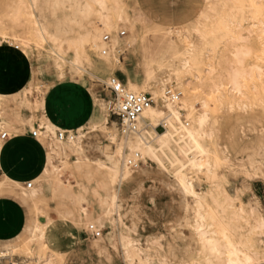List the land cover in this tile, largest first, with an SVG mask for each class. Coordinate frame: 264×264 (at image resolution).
<instances>
[{"label":"bare ground","instance_id":"6f19581e","mask_svg":"<svg viewBox=\"0 0 264 264\" xmlns=\"http://www.w3.org/2000/svg\"><path fill=\"white\" fill-rule=\"evenodd\" d=\"M103 2L104 8L97 6V0H9L7 4L5 16L12 28L8 32L6 46L0 39V48L17 49L27 59L30 73L23 87L14 92H0V134L5 132L16 137L33 136L36 132L33 137L44 146L46 163L42 173L32 179L34 187L32 182L18 183L5 175L0 178V193L18 195L32 213L27 240L0 246V257L22 255L21 264L60 263L62 253L49 245L46 236L50 222L63 218L53 204V188L61 184V171L69 164L77 165L89 160L82 156L80 129L84 130V123L81 122L93 125V129L99 126L106 129L109 123L104 116L106 111L109 113L105 102L102 100V106L92 98L86 90L83 76L94 75L91 69L98 72L113 70L121 64L126 89L148 93L153 105L142 113L137 133L127 137L121 135V143L116 146L118 151L110 152L111 159L107 155L109 152H105L109 162L98 161L109 177L112 193L107 208L87 224L99 231L108 230L104 237L94 241V248L99 254L101 250L106 254L111 249L115 250L123 264H150L152 261L148 249L120 233L119 227L124 225L119 183L128 180L133 170L125 165L124 154L134 152L150 157L176 179L186 201L185 208L193 213L194 222L187 224L206 252L205 264L209 261L226 264L229 258L243 261L245 256L258 260L259 244L255 251L249 252L244 247L249 240L238 233L240 227L237 222L245 217L227 215V208L216 199L213 204L205 202L204 197L194 190V179L199 173H205L211 182L218 180L216 170L226 161L223 150H220V129H225L232 136L239 114H250L254 105L264 111V14L251 7L253 0H213L200 20L177 28L153 23L138 7V2L134 15L125 12L120 0ZM255 2L259 3V0ZM66 10H70L69 14ZM58 14L61 15L50 24L48 17ZM94 15L96 18L87 27L82 26L84 19ZM212 17L216 18L215 23L208 25L206 21ZM245 23L255 28L254 33L260 42L255 62H252L254 59L244 60L254 53L252 48L242 45L231 49L229 44L244 40L239 29ZM122 26L130 32L124 38L117 35ZM103 33L110 34L111 38ZM91 49L94 50L93 55L90 54ZM128 49L140 50V55L133 57L129 68L118 58ZM37 50L50 54L59 76L62 77L64 63L69 62L73 73L81 77V87L78 88L87 95L89 111L80 113L76 121L72 118L66 120L67 117L56 119L49 113L50 98L55 90L51 95L31 96V91L40 86L39 70L35 64ZM70 54L71 57L66 58ZM230 54L235 59L234 65L227 62ZM224 111L233 115L227 126L222 122ZM184 116L186 123L181 121ZM159 122L165 128L162 132L154 129ZM112 125L108 136L116 142L115 131L121 134L118 120ZM74 126H77L75 133ZM57 131H67L69 137L77 139L59 140ZM7 139H0V151ZM73 154L76 157L71 159ZM112 232H115V242L111 241ZM33 242L39 246L37 253L31 247ZM106 243L111 245V249ZM120 253L126 254L121 256Z\"/></svg>","mask_w":264,"mask_h":264},{"label":"rangeland","instance_id":"374dc122","mask_svg":"<svg viewBox=\"0 0 264 264\" xmlns=\"http://www.w3.org/2000/svg\"><path fill=\"white\" fill-rule=\"evenodd\" d=\"M212 1L177 0L174 4L172 0H167V7L164 6V0H120V4L127 14L134 15L136 13V2H138V7L143 10L153 23L178 28L200 20L202 14L208 11L207 7H209ZM8 2L9 0H0V39L5 41L4 46L7 45L6 43L9 40L8 32L12 28L6 19L7 16H5ZM185 3L190 5L188 10H184ZM65 12L69 14L70 10H66ZM60 15L49 16L48 22L53 24L56 17ZM94 18H96V15L84 19L81 23L82 26L87 27L88 23ZM215 20L216 18L212 17L206 22L208 25H212L215 23ZM254 30V27L245 23L239 29V33L244 36V40L231 41L229 43L231 49L235 47L240 48L242 45L253 49L254 53L252 55H254V58L251 57L252 55H249L244 58L245 62H249L252 59H254L252 62H255V53L261 47ZM121 31H124L126 34L122 35ZM104 34L109 35L111 38L110 34ZM129 34V30L122 26L119 28L117 35L124 38ZM14 44L16 43L14 42ZM93 51L92 49L90 50L91 55H93ZM137 54L140 55V50L128 49L119 54L118 58L122 61L123 65L129 68L131 67L133 57ZM71 55H68L66 58H70ZM228 57L227 62H230V65H234V57L231 54ZM35 64L39 70L40 86L31 91V96L34 98L43 97L45 93L51 95L55 90V94L50 98L51 102L48 107L49 113L52 116L56 119L67 117L66 120L72 118L76 121L80 113L83 112L85 114L89 111L87 95L78 88L81 87L82 79L79 75L73 73L69 62H65L63 65L62 77L59 76L53 58L43 50L36 51ZM83 64L88 68L85 59H83ZM18 67L20 71L15 74L16 77L13 76V79H11L10 76H7L9 81L21 80L22 77L27 78L30 67L25 57H20ZM90 71L94 75L85 74L83 76L86 81V90L102 106L103 93L101 92V85L109 77L114 76L119 78L127 88L125 73L122 70L121 64L120 67L116 65L113 70L103 69L98 72L95 69H91ZM70 85H74L77 88ZM69 101L73 105L70 113L67 108ZM228 114L227 111H224L221 115L223 117L222 122L226 126L233 118V115ZM263 115L264 111L262 108L254 105L250 114H239L236 117V124L232 128V136L231 134L229 136L225 132V129H220V150H223L226 161L216 170L219 177L218 180L211 182L205 173H199L194 179V190L204 197L205 202L213 204L214 199H216L223 207L227 208V215L244 216L245 219L237 222L240 227L238 233L243 234L248 240L250 239L249 233H252L251 239L257 242L259 240V232H253V229L258 225L261 207L259 205H251V202L247 199V194L240 191L243 187V177L235 173L242 172L245 168H250L253 163L256 164V167H259L260 160L264 158ZM104 116L109 121L105 126L106 129L100 126L89 129V123L83 124L84 135L80 139L81 147L84 149L82 150V156L89 160L77 165L69 164L67 169L61 171L63 174L61 184L53 188L52 201L56 210L63 218L60 220L56 219L59 227L51 225L47 230L46 236L49 245L62 253L59 264H71L73 260L80 264L85 262L84 259L86 258L90 264H101V262L108 264L106 257L121 260L115 250L111 249L110 244L106 243L109 245L108 248L111 249L108 254L105 253L106 256H101L97 252L98 249L93 246L94 241L104 237L108 230L101 231V237L96 238L89 233V227L87 226L88 222L107 208L112 193L109 177L103 168L98 165V161L101 160L108 163L109 161L105 152L115 153L117 150L116 146H119V143H121V134H117V131H115L116 142L112 141L108 136V132L113 129L112 122H116V119L107 111ZM181 121L186 123L187 118L185 116L181 117ZM163 128L162 122H159L154 127L157 132L164 131L165 128ZM64 132L70 134L67 131ZM28 138H31L34 145H38L33 136L30 135L26 139ZM20 152L17 153V159L12 165L13 169L10 171L14 176L24 180V183L26 181L32 182V186L34 187L35 182L31 180L32 175L24 176L22 168L26 166L35 172L40 163L41 153L40 151H36L35 147L23 155ZM132 155H134V152L124 154L125 158ZM140 155L142 163L139 167L133 168L132 175L128 180H122L119 183L121 186L119 197L120 212L124 223V225L119 226L120 233L130 236L141 247L146 250L148 249V253L152 259L150 264H164V262H167V264H205L206 252L203 251L198 243L197 236L192 232L189 224H187V222L191 224L194 222L193 213L185 208L186 201L176 179L160 168L150 157L141 153ZM70 157L74 159L76 156L73 154ZM123 158L122 160L120 158V161H123ZM164 161L168 165L165 159ZM21 206L26 214L25 225L27 227L29 223V211L25 205L21 204ZM30 215L31 222V212ZM64 217H67V219H64ZM187 218L189 219L188 221H186ZM114 233L112 232V242H115ZM28 237L29 234L25 233L24 230L18 242L23 243ZM73 237L75 240H73ZM13 238L7 239L4 242L6 244H8V240L14 242ZM79 244L83 247L87 246L92 252L87 257L81 256L80 258L79 256L85 255L86 252L85 250H81V247L78 246ZM65 246L68 248L65 249ZM31 247L36 253L39 251L37 243L33 242ZM73 249L76 252H73ZM23 258L24 256L22 255H10L2 258V260L4 264H21ZM259 258L264 257L259 256Z\"/></svg>","mask_w":264,"mask_h":264},{"label":"snow or ice","instance_id":"6c2138e0","mask_svg":"<svg viewBox=\"0 0 264 264\" xmlns=\"http://www.w3.org/2000/svg\"><path fill=\"white\" fill-rule=\"evenodd\" d=\"M172 2L175 4L177 0H172ZM97 6L99 8L106 7L103 0H97ZM164 6L167 7V0H164ZM117 7L119 5L117 4ZM251 7L258 8L262 14H264V0H259V3H256L255 0L251 3ZM190 8V5L185 3L184 10H188ZM11 53V50H9ZM19 61L16 59V54H9L7 57V61L5 59L4 49L0 48V83L3 82V78L5 75L8 76H14L15 74L19 73L20 69L18 67ZM27 67V65H25ZM7 69V71H6ZM117 88H120V85H116ZM73 107L72 102L69 101L67 108L70 113L71 108ZM86 123V121L81 122ZM203 124V120L201 121ZM76 127H73V132L75 133ZM89 129L93 128V125H88ZM81 135H84V131L81 128L80 129ZM67 135V134H65ZM68 139H77V137H69ZM18 143L21 144L22 151L20 152L21 155L31 150V148L35 147L36 151H39V146L34 145L31 138L25 139L23 141H19ZM11 144L3 146L4 150H7V148H10ZM101 147H103L101 145ZM82 150H84L82 148ZM118 151V149H117ZM2 155L3 153L0 152V161H2ZM41 159L39 166L36 168V171L32 173V176H36L37 174L41 173V170L44 169V159H43V153L40 154ZM109 156V159H111V153H107ZM95 159V157H93ZM203 167V165H201ZM238 176L243 177V187L240 189L241 192H244L247 194V199L251 202V205H259L261 207V216L258 220V225L253 229V232H259V240L258 242L256 240L251 239L252 233H249V241L244 245L249 252L256 250V245L259 243V254L261 257H264V158L260 160V166L256 167V164L253 163L250 168H245L242 172L235 173ZM31 178V177H29ZM64 219H67V217H64ZM53 227H59V224L56 220H53L50 222ZM71 235V233H69ZM73 240L75 238L73 237ZM127 248L128 245H125ZM231 247V246H230ZM126 253H120L121 256L125 255ZM101 256H106V254L103 252V250L100 251ZM240 255H243V253H240ZM231 257V254H230ZM108 259V264H122V260H117L113 257H106ZM71 264H78L77 261L73 260L71 261ZM103 264V262H101ZM164 264H167V262H164ZM209 264H212L211 261H209ZM219 264H225V262L220 261ZM226 264H264V258L258 259V260H251L247 256H245V259L243 261H233L231 258L228 259Z\"/></svg>","mask_w":264,"mask_h":264},{"label":"crops","instance_id":"0c3cea01","mask_svg":"<svg viewBox=\"0 0 264 264\" xmlns=\"http://www.w3.org/2000/svg\"><path fill=\"white\" fill-rule=\"evenodd\" d=\"M9 50H11V53ZM4 54H5L6 61H7V57L9 54H16L17 61H19L20 57L22 56V55L20 56V54L18 52H16V50H14V49L4 50ZM6 71H7V69H6ZM29 73H30V70H29ZM7 76L8 75H5L3 78V82L0 83V92H14V91L18 90L19 88L23 87L29 78V74H28L27 78L22 77L21 80L9 81ZM12 77L13 76H10L11 79H13ZM14 77H16V76L14 75ZM29 136L30 135H20V136H16V137L15 136H13V137L8 136V139L5 141L3 146L11 144V147L7 148V150H4V148L2 147V149L0 151L3 153L2 161H0V163H1L0 164V168H1L0 178L5 175V176L9 177L10 179L12 178L14 181H16L18 183H22V184L28 183V181L24 183V180H21V178L14 176L10 170L13 169L12 165L17 159V153H19L22 150L21 144L18 142L23 141L24 139H26ZM35 141H37V143L39 145L40 153H43L44 167H45L46 152H45L44 146L36 138H35ZM43 170L44 169L41 170V173ZM22 171H23L24 176L32 175V173H34V170H30V168H28L26 166L24 168H22ZM40 174H37L34 177L32 176V179L33 180L36 179ZM20 203L22 205H25L29 211V223H28L27 227L25 225L26 214H25V211H24V209ZM30 219H31L30 210H29L28 206L26 205V203L18 195H15V194L9 193V192H1L0 193V246L7 245L5 243L6 242L5 240L13 238V237H15V238H13V241L14 240L15 241L11 242L8 240L7 243L12 244V243L18 242V239H19L20 235L23 233V231L25 230V233H27L28 227L30 225ZM78 246L81 247V250H85V252H86L85 255H80L79 256L80 258H81V256L87 257L88 254L92 252V250L89 249L87 246L83 247V246H81V244H79ZM56 247H58V246H56ZM64 248L67 249L68 247L65 246ZM73 252H76V250L73 249ZM84 260H85V262H82L80 264H90L89 260L87 258ZM0 264H4L1 257H0Z\"/></svg>","mask_w":264,"mask_h":264},{"label":"built area","instance_id":"2783aa9c","mask_svg":"<svg viewBox=\"0 0 264 264\" xmlns=\"http://www.w3.org/2000/svg\"><path fill=\"white\" fill-rule=\"evenodd\" d=\"M122 35L125 33L122 32ZM109 40L108 36L105 38ZM120 85L117 88L116 85ZM101 92L103 93V101L112 117L116 118L119 123L121 135L127 137L139 131L138 122L142 113L153 105V100L148 93H135L126 89L124 83L117 77H109L107 81L102 83ZM101 93V94H102ZM170 95V94H169ZM178 98V96H176ZM65 132H57L59 140H67L68 134ZM36 136V132L33 133ZM7 133H1L0 139H7ZM142 163V157L139 153L125 158V165L130 168H137ZM1 173V168H0ZM31 187V184L28 185ZM89 232L93 237H100L101 231L95 226L90 225Z\"/></svg>","mask_w":264,"mask_h":264}]
</instances>
